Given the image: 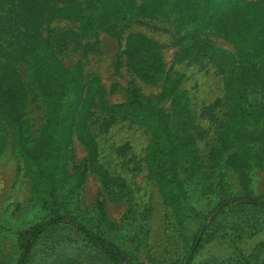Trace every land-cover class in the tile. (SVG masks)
<instances>
[{
  "label": "trees",
  "instance_id": "trees-1",
  "mask_svg": "<svg viewBox=\"0 0 264 264\" xmlns=\"http://www.w3.org/2000/svg\"><path fill=\"white\" fill-rule=\"evenodd\" d=\"M251 7L255 9L256 6L246 0H0L2 137L6 135V141L7 137L12 138V153L22 157L19 161L24 168H44L45 179L54 185L53 179L63 165L62 153L67 152L63 142L78 135L87 144L90 155L84 166L91 168L110 188L129 190L124 182L116 184L119 179L113 178L100 164L97 142L98 136L107 133L112 125L127 121L151 134L146 148L148 165L151 171L158 170L161 184L173 185L181 183L177 176L185 170L179 162L180 154L186 152L194 160L191 170H198L202 165L195 161L198 158L195 143L201 135L198 118L215 122L220 103L230 127L222 130L223 145L217 142V149L213 150L214 161H219L213 170L216 187L211 190L212 208L208 216L217 213V217L208 229L201 227L193 235L185 236L189 246L185 257L177 263L194 264L199 251L213 239H228L231 244L242 238L239 233L264 227V193L253 192L251 169L239 175L233 168L234 178L238 179L235 185L221 172L237 162L238 154L246 153L247 159L253 162L257 158L258 162L263 161L264 150L258 149L256 140L253 142V137L250 138L256 130V124L250 119L264 107V96L255 100L259 104L252 111L245 109L243 103L247 104L244 94L248 91L264 94V72L260 60L252 58L245 60L247 72L233 73L228 62L230 52L218 48L213 41L220 37L229 42L234 36V23L242 24V17L247 24L260 26L263 19L259 12L254 13V19L248 20ZM56 22L73 28L59 31L53 26ZM136 25L173 37L176 41L173 48L177 50L173 64L169 66L166 62L163 46L143 33L131 31ZM263 34V31L253 32V39L248 42L250 48ZM102 35L116 40L117 71L127 67L137 79L160 86L161 91L145 95L140 86L131 81L125 87V101L111 104L100 79L86 77L83 71L87 56L100 53ZM253 49L262 48L256 44ZM74 52H81V61L69 69L63 63V56ZM183 64L198 71H207L219 64L228 76L225 82L230 84L226 101H217L216 108L212 104L197 115L189 91L183 88L188 77L176 68ZM240 68L244 71L242 63ZM250 75L252 79L248 83ZM248 105L253 107L251 102ZM39 110L44 112L42 117L36 116ZM235 122L246 127L244 136L235 137L232 133ZM260 134L264 136V129ZM237 140L241 141L238 145ZM246 147V150L241 149ZM126 193L128 195V191ZM193 208L189 201L184 210L193 211ZM53 216L20 233L23 251L19 264H28L41 239L55 232L59 233L53 241L64 239V229L73 231L83 247L94 252L105 264H140L109 233H100L63 212ZM219 230L223 233L215 235ZM76 242L79 241L76 239ZM235 256L238 264H256L238 250Z\"/></svg>",
  "mask_w": 264,
  "mask_h": 264
},
{
  "label": "rangeland",
  "instance_id": "rangeland-1",
  "mask_svg": "<svg viewBox=\"0 0 264 264\" xmlns=\"http://www.w3.org/2000/svg\"><path fill=\"white\" fill-rule=\"evenodd\" d=\"M246 1L256 6L248 11V20L254 19L253 15L257 11L263 19L260 26L247 24L246 18L242 17V24L234 23V36L229 42L220 37L213 38L218 48L230 52L229 67L237 74L249 70L245 60L252 58L260 60L264 72V43L261 44V40L264 42V34L253 43L252 48L248 45L253 39L254 31L264 32V0ZM53 26L59 31L73 28L63 22H56ZM131 31L143 33L163 46L166 62L169 66L173 64L177 52L173 45L176 41L172 40L169 33L138 25ZM129 34L130 32L126 36ZM100 41V53L87 56L83 71L86 77L97 76L100 79L111 104L125 101V87L131 81H135L145 95L158 94L161 91L160 86L148 85L137 79L127 67L117 71L116 40L102 35ZM256 44L262 49L255 51L253 48ZM79 61L81 52L63 56V63L69 69L75 68ZM241 63L244 71L240 68ZM176 68L185 72L188 77L183 88L189 91L197 115L212 104L216 108L217 101H226L224 99L230 84L225 82L228 76L219 64L207 71L188 68L184 64ZM251 79L250 75L247 82ZM263 96V93L246 92L244 97L248 101L245 105L243 103V107L249 111L257 109L259 102L255 100ZM249 102L253 104L252 108L248 105ZM216 111L215 122L208 118H198L201 135L195 143L198 156L195 161L202 165L193 171L190 166L194 160L186 152L180 154L179 162L185 170L177 176L181 183L174 182L173 185L161 184L157 177L158 170L151 171L148 165L146 148L151 134L145 128L123 121L112 125L107 133H101L97 138L98 160L113 178L119 179L116 184L124 182L129 190L110 188L91 168L84 166L90 155L87 144L78 135L70 136L63 142L67 148V152L62 153L65 160L63 159V165L53 179L54 185H51L42 173L44 168H24L19 161L23 160L22 157L12 153V138L7 137L6 141V135L2 137L0 133V264H19L23 251L20 233L50 220L56 212H63L69 215L67 217L93 227L100 233H109L137 263H179L185 257L189 246L185 236L193 235L201 227L208 229L217 217V213L208 216L212 208L211 190L216 187L213 170L219 161H214L213 156L216 154H213V150L217 149V142L223 145L222 130L228 129L230 124L227 117H224L225 110L220 103ZM43 113L42 110L37 115L34 112L38 117H42ZM250 121L256 124V130L250 134V138L253 137V142L256 140L258 149L264 150V136L260 134V130L264 129V107ZM246 132L247 129L241 122H235L232 132L235 137L244 136ZM228 142L231 144L230 139ZM235 142L237 145L241 143L238 140ZM241 149L246 150L247 147ZM262 156L263 161L258 162L257 158L253 162L247 159L246 153L238 154L237 162L221 171L223 177H230L229 183L235 185L238 179L234 178L232 169L239 175L251 169L252 190L256 194H263L264 155ZM189 201L194 205L193 211L184 210ZM219 232L223 233L219 230L215 235ZM58 233L55 232L38 242L28 264H105L94 252L83 247L73 231L64 229L65 238L53 241ZM239 236L242 238L231 244L228 239H213L199 251L194 264H238L235 256L237 250L256 264H264V227L241 232Z\"/></svg>",
  "mask_w": 264,
  "mask_h": 264
}]
</instances>
